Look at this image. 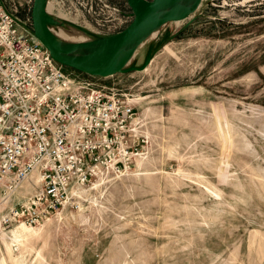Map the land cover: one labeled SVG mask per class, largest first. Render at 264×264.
<instances>
[{"label": "rangeland", "instance_id": "obj_1", "mask_svg": "<svg viewBox=\"0 0 264 264\" xmlns=\"http://www.w3.org/2000/svg\"><path fill=\"white\" fill-rule=\"evenodd\" d=\"M6 3L31 19V0ZM47 4L101 37L132 20L125 0ZM142 40L125 66L142 71L62 67L134 99L132 171L96 179L78 210L0 227V264H264V0H202Z\"/></svg>", "mask_w": 264, "mask_h": 264}, {"label": "built area", "instance_id": "obj_2", "mask_svg": "<svg viewBox=\"0 0 264 264\" xmlns=\"http://www.w3.org/2000/svg\"><path fill=\"white\" fill-rule=\"evenodd\" d=\"M133 101L66 74L31 19L0 0V227H36L78 210L96 179L131 172Z\"/></svg>", "mask_w": 264, "mask_h": 264}, {"label": "water", "instance_id": "obj_3", "mask_svg": "<svg viewBox=\"0 0 264 264\" xmlns=\"http://www.w3.org/2000/svg\"><path fill=\"white\" fill-rule=\"evenodd\" d=\"M125 2L132 15L129 25L116 34L106 36V39L90 52V56L83 60L67 57L65 51L52 37L49 26L54 27L59 23L53 19L48 20L46 15L48 0H33L32 33L60 66L90 77L108 78L118 73L144 70L145 65L141 68L125 67L132 58L135 48L143 40H137L131 49L124 50L128 42L142 38L146 32L168 23L186 20L198 8L196 5L198 0H125ZM178 13L180 14L177 15ZM83 45L73 46L80 48Z\"/></svg>", "mask_w": 264, "mask_h": 264}, {"label": "bare ground", "instance_id": "obj_4", "mask_svg": "<svg viewBox=\"0 0 264 264\" xmlns=\"http://www.w3.org/2000/svg\"><path fill=\"white\" fill-rule=\"evenodd\" d=\"M201 2L202 0H198L196 5L199 6ZM179 14L180 13H178L177 15ZM46 15L48 17V20L53 19L59 23V25L54 27L49 26V30L56 43H58V45L65 51L66 56L69 58L75 60H83L84 58L90 56V52L106 39V37H101L100 35L93 33L89 29L80 28L74 24L68 25L63 17H53L50 14L48 4L46 6ZM159 30L160 28H156L154 30L146 32L144 36H142V38H135L131 40L125 46L124 50L131 49V47L136 44L137 40L154 38L158 34ZM76 44H84V47L80 46V48H75L73 45ZM15 234L19 237V235H21V232H19L18 234L17 232H15Z\"/></svg>", "mask_w": 264, "mask_h": 264}, {"label": "crops", "instance_id": "obj_5", "mask_svg": "<svg viewBox=\"0 0 264 264\" xmlns=\"http://www.w3.org/2000/svg\"><path fill=\"white\" fill-rule=\"evenodd\" d=\"M108 13L111 15L109 22L114 23L115 19L120 18V11H119V9H116L114 5H112V7H108ZM113 34L114 33H112V32H110V33L108 32L105 35L108 36V35H113ZM92 78H96V77H92ZM100 79L105 80V78H100Z\"/></svg>", "mask_w": 264, "mask_h": 264}, {"label": "trees", "instance_id": "obj_6", "mask_svg": "<svg viewBox=\"0 0 264 264\" xmlns=\"http://www.w3.org/2000/svg\"><path fill=\"white\" fill-rule=\"evenodd\" d=\"M74 71V70H73ZM79 73V72H78Z\"/></svg>", "mask_w": 264, "mask_h": 264}]
</instances>
